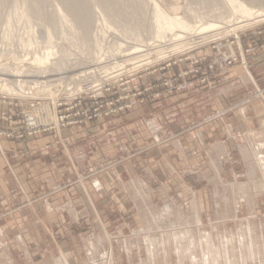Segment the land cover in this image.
Wrapping results in <instances>:
<instances>
[{
    "label": "rangeland",
    "instance_id": "rangeland-1",
    "mask_svg": "<svg viewBox=\"0 0 264 264\" xmlns=\"http://www.w3.org/2000/svg\"><path fill=\"white\" fill-rule=\"evenodd\" d=\"M153 1L162 9L167 16V21L169 20L171 23L175 19H181L188 26L196 22H216L224 28L215 32H222L223 35H221L219 40L203 44L202 46L189 47L190 45H188L183 53H179L172 58L160 60L155 56L154 62L143 64L140 67L131 63L121 66L122 62L133 61L137 56H140H126L138 48L139 39L145 42H153L158 35L157 31H163L159 28L161 18L159 17V19L156 13L154 14L157 11L154 8ZM239 3L244 5V8L254 11L264 9V0H0V70L6 69L5 65H15L18 61L24 64L26 71L21 74V80L25 82L27 92L24 97L12 98L0 94V98L19 99L24 103L25 107L37 102L45 104V107H47L48 102H56L57 98L67 99L71 94L79 92L83 81L92 80L93 77H96L94 72L92 73L91 71L96 69V67H102L105 68L103 74L109 78L107 79L106 77L107 82H110V85L114 86L110 95H107L108 104L120 106L128 97L133 98L134 95H141L140 99L144 100L143 103H139L130 110L106 117H117L116 120L122 125L121 127H110L112 129V133L110 134L112 142H107V150L106 146L94 148L91 155H95V157L91 158L88 170L80 171L79 176L55 192L60 194L62 191L65 192L72 187L88 183L94 175L103 176L107 174V177H111L118 170L128 171L135 175L139 171L144 170L145 168H143L141 163L135 162L136 156L142 157L146 155L149 153L147 151L153 147L172 140L173 135H170L166 128L161 136V141L159 138L156 140L148 126L145 125L146 129H144L143 125H139L137 118H133L131 121L128 120L130 122H123L125 121L124 118L118 116L135 111V109L144 106L151 100L159 101L158 99L162 97L166 98L185 93L194 87L215 89V86H219L220 83L231 76L234 68L238 65L247 68L248 60L246 55L251 53L253 49L252 51L244 49L243 53H238L235 50V45L248 37L255 39L256 37H262L264 35V16L257 17V13H253V16L248 19L244 18L241 13L235 16L234 7ZM151 5L153 6V11ZM231 17H235L234 22L221 24L220 18L230 19ZM243 20L245 22L237 24ZM234 27H238V29L234 31ZM185 35V39L189 37L188 34ZM235 37L237 38V43L233 45V50L239 56V61L235 65L225 68L216 67L215 69L206 68V63H201L197 68L191 65V59H201L204 56L208 57V61H212L213 58L210 56H216V48L214 47H219L220 44L225 45L227 41L234 42ZM121 43L126 45L122 48ZM247 51L250 52L247 53ZM187 58L189 59L186 61ZM102 61L105 62L100 64ZM94 62L98 63L96 64L98 66H93ZM168 63H171L172 66L165 67ZM75 75L78 78L71 80V77ZM0 77L3 79L5 75ZM204 77L208 78L209 81L207 83L200 82ZM40 80L47 82L46 84L50 88L43 95L40 94L39 97V94H37L38 90H35L32 85ZM125 82H130V87L125 89V91H119L118 85ZM167 82H173L177 86L187 82L191 87L185 91L169 93L167 88H165ZM31 92L34 93L32 94ZM261 95L262 93H259V96ZM24 105L22 109L25 108ZM8 108V104L0 105V115L4 112L8 113ZM22 109L18 108L17 114ZM193 110H188L185 123L182 127L188 126L187 129H193L195 128V124L207 121L206 119H209V117H218V113L214 107H208L202 113H198V110H195V108ZM113 120L115 121V119ZM102 121L85 122L83 125L87 123L100 124ZM0 123L7 122L0 119ZM180 125L181 123L178 124V128H180ZM128 126L129 128L126 131L125 127L127 128ZM13 127L18 128L9 131L0 130V138L23 141L27 137H34L25 134L23 125L15 124ZM67 128H73V126ZM8 132L14 133L15 136L16 134L18 136L23 134L24 137L10 138L7 136ZM51 132H43L35 136L41 137L51 134ZM61 140L58 138V143H61ZM124 145L128 146V151L124 150ZM236 157L238 159L237 152L225 163V181L220 179L209 181L214 184V186H211L206 180H201L194 175L193 178L187 180L188 185L202 193L201 199L204 206V215L203 213L201 214V226L199 225L200 228L202 227V230L198 226H195L194 230L192 229L194 233L196 232V243H191V245L189 243L186 247L187 249L181 251V254L185 256L179 254L181 258L182 256L185 258L184 262L186 261V264H206L207 262L204 258L205 254L202 251L203 244L196 245L200 237L197 230L209 232V234L212 233L211 237L213 236L211 238V246H209H213L214 248L210 253L208 252V264L264 263V191L252 186V177L247 172L248 170L250 171V164H245V168L243 163L237 162ZM143 159H147V157L144 156ZM65 165L63 162H57V166ZM254 165L257 168L255 171L256 180L264 182L260 166ZM176 166L182 167V165ZM155 168L159 175L164 177L160 178L159 182L155 183V186L161 188L165 185L172 194L173 192L178 194L183 190L178 180L174 181L165 177L167 168L164 160H159ZM46 169L49 168L45 167L37 170L39 177H41V172ZM232 174L238 177L236 178L235 176L233 179ZM125 182H129V179L125 180ZM238 182H240L239 184L246 183L249 191L253 192L254 190V193H252L253 196L250 203L247 204L244 201L242 209L241 207L238 208L237 212L234 211V207L236 204L237 206L240 204L236 203L235 194H238L241 189L239 186L236 189L228 188L230 185L225 184L237 183L238 185ZM122 187V184H115L110 188V193L114 194L107 195V197L104 196L107 198V210L101 212L102 216L85 215L79 221L72 220L67 212L63 213L64 217L62 216L61 218L58 215L55 217L51 216L49 219L51 228L48 231L42 228L33 239L27 237L25 247L20 246L16 242L19 231L11 228V223H14V217L21 218L20 215H22V217L29 218L26 223L31 224L33 219L31 220L29 215L34 213H29L28 215L26 211L33 205L37 207L39 205L43 208V203L49 199L48 197L52 193L45 191L44 188H37L33 192L34 197L26 203H19L21 205L17 209L21 211L18 213L9 209L8 206L0 205V225L5 231L4 237L10 243L11 251L10 253L1 250L0 255L5 257V259L7 258V262L12 264H64L68 260L63 257L61 258L62 255H68L70 258V262H68L71 264H179V251L176 249L174 242L169 244L170 247L167 245L169 247L167 250L158 246V249L156 246L155 249L153 248L154 246L145 244L147 242H142V239L144 238L145 240V237L138 236L139 234H144L145 231L148 232V229L151 230V222L148 218L153 215L155 218L159 217L161 219L159 220L161 224L159 227H153L151 232L149 231L151 235L149 236L152 239H165L166 242L173 240L172 236L174 235H172V232L173 234L180 232L185 227H181V222H177L179 220L175 216L179 212L175 208L181 210L185 216L193 218L195 216V201L192 199V209H189V207L186 208L183 204H176L170 201H166L162 208L161 200L156 203L160 207L158 209L152 206L148 195H144L145 202L142 201L143 203L140 207L143 219L142 226L137 229V225L135 224H138L139 215L134 205L129 206V209L126 211L119 210L117 205L115 206L116 209H109V203L118 204L117 201L122 192ZM179 195L175 196L180 199ZM225 198H230V202L224 201ZM176 201H182V199ZM145 204H148V206L146 207ZM167 205H173L175 208L171 209L170 213L164 211L165 213L163 214L162 209L165 210ZM257 205L259 206L258 210ZM150 207L155 210L152 212ZM218 207L219 211H216ZM38 212H40V209ZM218 212H220L222 218L218 217ZM37 214L43 215L42 213ZM125 224H129V227L124 228ZM7 225L10 226L7 227ZM167 225L170 226L168 227ZM176 227L179 228L177 229ZM157 228L161 231H158L159 229ZM240 234L244 236L240 237ZM107 236L111 237V241L108 238L106 239ZM98 238L102 240L101 244H99L100 248L94 254V251L90 253L88 245L97 244ZM149 239L151 240V238ZM149 239L148 242H150ZM125 240H128V252L123 248V241ZM213 241L216 242L214 243ZM228 241L229 243H226ZM111 246H113V253H111ZM149 247L151 253H149ZM217 249L222 252V258L219 260L215 258L216 253H213ZM253 252L254 262L251 261ZM235 253L236 255H234ZM151 254L154 255L155 260L149 259ZM190 255L192 257L196 256V261Z\"/></svg>",
    "mask_w": 264,
    "mask_h": 264
},
{
    "label": "crops",
    "instance_id": "crops-1",
    "mask_svg": "<svg viewBox=\"0 0 264 264\" xmlns=\"http://www.w3.org/2000/svg\"><path fill=\"white\" fill-rule=\"evenodd\" d=\"M244 49H253L246 55L247 68L241 65L235 67L227 80L220 83L219 86H215V89L210 87L213 91L194 87L185 93L162 97L158 99L159 101L151 100L135 111L118 116L124 118L123 122H130L131 119L137 118L139 125H143L144 129H146L145 125L148 126L156 140L159 138L161 141V136L166 128L170 135H173L172 140L153 147L147 151L149 153L146 155L136 156L135 162L141 163L145 169L135 175L122 170H118L111 177H107V174L94 175L88 183L72 187L60 194L55 192L79 176L80 171L88 170L91 158L95 157V155H91L94 148L106 146L107 150V142H112L110 127L122 126L116 120L117 117L106 118L100 124L87 123L58 132L54 131L41 137H27L23 141L0 138V205L8 206L9 209L18 213L21 211L17 209L21 205L19 203H26L34 197L33 192L37 188H44L45 191L52 193L48 197L49 199L43 203V208L33 205L26 211L28 215L34 213L29 215L31 220L33 219L31 224L26 223L29 218L22 217V215H20L21 218L14 217L11 228L19 231L16 242L25 247L27 237L35 238L36 233L42 228L48 231L51 228L49 222L51 216L58 215L61 218L64 217L63 213L67 212L75 221H79L85 215L102 216L101 212L107 210V198L105 197L114 194L110 193V188L115 184H122V192L117 201L118 204L109 203V209L114 210L117 205L119 210L126 211L129 206L134 205L139 215L138 224H135L137 229L142 226L140 207L145 202L144 195H148L152 206L158 209L160 207L156 203L161 200L162 208L166 201H170L192 209L193 199L195 201L194 213L199 212L201 216L204 211L202 193L188 185L189 178H193L194 175L214 186L209 181L226 180L224 166L234 153L237 152V162L243 163L244 166L245 164L257 165L258 158L264 159V35L256 37V39L248 37L235 45V50L238 53H243ZM259 93L262 95L259 96ZM208 107H214L218 117H209L206 119L207 121L195 124L193 129H187L188 126L182 127L188 110L194 111L195 108L198 113H202ZM179 123H181L180 128H178ZM17 128L7 123H0V130L9 131ZM128 128L129 126L125 127V130L127 131ZM127 137L129 138L128 135ZM58 138L62 139L61 143H58ZM256 147L259 149V156L256 155ZM242 148L250 150L249 159L243 155ZM124 150H129L127 145H124ZM144 156L147 159H143ZM159 160H164L166 164L167 174L165 177L179 181L183 190L178 194L182 201H176L180 200L175 196L178 194L176 192L172 194L165 185L161 188L155 186L160 178H164L155 168ZM57 162H63L66 165L57 166ZM176 165H182V167ZM45 167L49 169L41 172V177H39L37 170ZM251 169L252 167H250V171H247L249 174ZM232 175L234 179L236 175ZM127 179L129 182L126 183ZM225 185H230L228 186L230 188L233 184L226 183ZM214 190L212 191L214 192ZM240 199V196L236 198V203L240 205L236 204L234 211L238 212L240 207L242 209L244 200L240 201ZM145 206L147 207L148 204ZM170 206L172 209L175 208L173 205ZM150 208L152 212L155 210ZM258 208L257 205V210ZM39 209L40 212H38ZM175 210L181 213L185 219L192 218L185 216L181 210L176 208ZM216 211H219V207ZM9 226L7 225V227ZM123 227H129V224H125ZM104 234L107 235L105 232ZM4 236L5 231L0 225V251L5 250L11 253L10 243L5 240ZM145 236L139 234L138 237ZM107 238L110 240L111 237L107 236ZM101 241L98 238L97 244L88 245L90 253L94 251V254L100 248ZM123 242V248L128 252V240ZM111 248V253H113V246ZM126 255L128 254L126 253ZM62 257L70 260L68 255H62ZM128 258L130 259L129 256Z\"/></svg>",
    "mask_w": 264,
    "mask_h": 264
},
{
    "label": "bare ground",
    "instance_id": "bare-ground-1",
    "mask_svg": "<svg viewBox=\"0 0 264 264\" xmlns=\"http://www.w3.org/2000/svg\"><path fill=\"white\" fill-rule=\"evenodd\" d=\"M234 4L236 5V3L234 2ZM153 5H154V8L156 9L157 12H154V14L156 13L157 17L161 18V22L159 23V28H161L163 31H157L158 32V35L157 37L155 38V40L153 42H145V41H141L140 39L138 40V48L131 51L129 54H127L126 56L128 57H131L133 55H140V56H137L133 61H126V62H122L123 64H121V66H124L125 64L127 65V63H131L135 66H138L140 67L141 65L143 64H146V63H152L155 61V56L158 57L160 60L162 59H165V58H172L173 56L179 54V53H183L185 51V49H187L188 45H190L189 47H194V46H202L203 44H206V43H210V42H214L216 40H219L222 32H215V31H219L221 30L222 27L221 25H219L218 23L216 22H211V23H208V22H199V23H194V24H191L190 26H188V24L184 23L181 19H175L172 23L169 21H167V16L166 14L162 11V9L156 5L153 1ZM245 6L242 5V4H238L236 7H234V12H235V16H237L238 14H243V17L248 19L250 17L253 16V13H257V17L258 16H264V9H259V10H250L248 8H244ZM239 8V9H238ZM151 9L153 11V6L151 5ZM159 18V19H160ZM234 18L235 17H231L230 19H226V18H220V22L221 24H230L232 22H234ZM245 22V20L243 21H239L237 24H240V23H243ZM230 26V25H229ZM238 29V27H234L233 30L236 31ZM185 34H188L189 37L188 38H184L186 37ZM237 39V38H236ZM126 44H123L121 43V47L123 48V46H125ZM111 51V50H109ZM103 62L105 61H102L100 64H102ZM98 63H95L94 62V65L93 66H98L96 65ZM99 64V65H100ZM4 67V66H2ZM6 69L4 70H0V71H3V72H0V76H4L5 77L2 79L0 77V94H3L5 96H8V97H24L26 96L27 92H26V89H25V82L23 80H21V74H23L25 71H26V67L24 64L22 63H19V61L15 64V65H11V64H7L5 65ZM1 69V68H0ZM105 68H102V67H96V69L92 70L91 72L95 74L96 78L97 79H100V80H104L107 76L105 74H103L105 72L104 70ZM122 71V70H121ZM2 73V74H1ZM4 74V75H3ZM78 76H74V77H71V80H74V79H77ZM107 79H109L107 77ZM47 82L45 81H39L37 83H33V88L35 90H38L37 94H39L38 96L40 97V94H44V92L50 88L48 87V84H46ZM32 88V89H33ZM57 88V87H56ZM81 89V88H80ZM32 94L34 92H31ZM37 96V97H38ZM55 97V96H54ZM35 98V97H34ZM255 150V149H254ZM256 155L259 156V149H257L256 147ZM254 151V152H255ZM242 152H243V155L245 156L246 159H249L248 155H250V150L248 148H242ZM253 152V151H252ZM251 152V153H252ZM255 154V153H254ZM256 157V156H255ZM252 158V157H251ZM248 161V160H247ZM257 162V167L258 165L260 166V170L261 171H264V159H257L256 160ZM250 167H252L251 169V177H252V180H253V187L257 188V189H263L264 191V182L262 181H258L256 180V177H255V174H253L255 171H256V167L255 165H251ZM264 173V172H263ZM264 180V179H263ZM240 187V193H238L236 196V198H238L239 196L241 197V199H243L244 201H246L247 203H250L249 202V199L251 200V195L252 193H254V190L253 192L252 191H249V188L246 184H239V185H231L230 188L232 189H236ZM251 186V187H252ZM252 187V188H253ZM259 193V192H258ZM218 198V197H217ZM240 199V201H241ZM227 201V203H229L230 201V198H225L224 201ZM239 200V199H238ZM242 200V201H243ZM223 201V200H221ZM227 208V207H226ZM171 209L172 207L170 205H167L166 206V209L163 210V214L165 212L167 213H170L171 212ZM222 210V209H221ZM165 211V212H164ZM228 212V211H227ZM152 214V212H150ZM162 213V212H161ZM176 213V212H175ZM218 217L219 218H222V215L220 214V212H218ZM149 214V215H151ZM177 215L175 216V218L177 217V222H181L180 223V226L183 227L182 230H180V232H175L173 234L172 232V236L173 237V240H169L166 242L165 239H152V237H150L151 235L149 234V231L151 232L152 228L153 227H159V225L161 224V219L158 218H155L153 215L150 216V218H148L151 222V230L148 229V232L145 231L144 232V235L145 236V240H143L147 243L145 244H148L149 246H154L153 248H155V246L157 247H162L164 250H167L169 249V244L174 242V245L176 247V249L179 251L178 252V255H183L185 256L184 254H181V251L184 249H187L186 247L189 245H191V243L195 244L196 243V235L195 233L192 231V229L195 227V226H198L200 228L201 226V216L199 214V212H197L195 214V216L191 219H185L183 217V215L181 213H176ZM225 215V213H223ZM162 215V214H161ZM168 215V214H166ZM172 215V214H171ZM169 216V215H168ZM230 216V215H229ZM161 217V216H160ZM162 218V217H161ZM172 218V217H171ZM170 219V218H169ZM163 222V221H162ZM171 222H172V219H171ZM165 223V221H164ZM167 223V222H166ZM173 224V223H172ZM200 225V226H199ZM168 227L170 225H167ZM172 227V226H171ZM175 227V226H174ZM255 227V226H254ZM148 228V227H147ZM163 228V227H162ZM177 229L179 227H176ZM188 228V229H187ZM202 228V227H201ZM200 228V229H201ZM204 228V227H203ZM156 229V228H155ZM159 229V228H157ZM160 229H161V226H160ZM158 230V231H161V230ZM176 229V230H177ZM181 229V228H180ZM196 229V228H195ZM147 230V229H146ZM169 230V228H168ZM194 230V229H193ZM202 230V229H201ZM201 230H197L198 231V234L200 235L199 237V241L198 243L196 244L197 246L198 245H202L203 244V253L205 254L204 255V258L205 260L207 261L206 264H208L209 262V258H208V254L211 252V250H213V246L210 247L211 245V238H213V236L211 237V234H209V232H203ZM216 230V229H215ZM154 231V230H153ZM166 231V230H165ZM206 231V230H205ZM156 232V231H154ZM168 232V231H167ZM166 232V233H167ZM241 232V231H240ZM153 233V232H152ZM158 233V232H157ZM220 233V232H219ZM242 233V232H241ZM155 234V233H154ZM179 234H181V236H179ZM245 234V232H244ZM150 235V236H149ZM158 235V234H157ZM241 235V234H240ZM243 235V234H242ZM242 235L240 237H242ZM254 235V234H253ZM153 236V235H152ZM171 236V235H170ZM216 236V235H215ZM239 236V235H238ZM244 236V235H243ZM224 237V235H223ZM151 238V240L149 239ZM165 238V237H163ZM218 238V237H217ZM239 239V237H237ZM247 238V237H246ZM252 238V237H251ZM141 239V238H140ZM148 239L150 242H148ZM171 239V238H170ZM237 239V240H238ZM244 239V237H243ZM254 239V238H253ZM216 240V239H215ZM221 240V238H220ZM219 240V241H220ZM236 240V241H237ZM241 240V239H239ZM249 240V239H248ZM142 241V240H141ZM225 241V240H224ZM214 242V241H213ZM216 242V241H215ZM214 242V243H215ZM168 243V244H167ZM213 243V244H214ZM226 243H229L226 242ZM157 244V245H156ZM221 244V243H220ZM233 244V242H232ZM138 245V244H137ZM169 247H168V246ZM205 245V246H204ZM210 245V246H209ZM217 246V245H216ZM228 246V245H227ZM157 247V249H158ZM196 247V246H195ZM200 247V246H199ZM247 248V246H245ZM253 247V245H252ZM161 248V249H162ZM189 248V247H188ZM201 248V247H200ZM236 248V247H235ZM254 248V247H253ZM156 249V248H155ZM160 249V248H159ZM146 250H147V247H146ZM163 250V251H164ZM254 250V249H253ZM149 253H151V249L149 247ZM157 251V250H155ZM187 251V250H186ZM199 251V250H198ZM201 251V250H200ZM255 251V250H254ZM196 252V251H195ZM209 252V253H208ZM221 251H219V249H217V251L213 252V253H216V256L215 258L216 259H221L222 258V252L220 253ZM252 252V251H251ZM148 253V252H147ZM168 253V252H167ZM183 253V252H182ZM191 253V252H190ZM194 253V252H193ZM201 253V252H200ZM169 254V253H168ZM247 254V253H246ZM165 255V254H164ZM178 256L179 257V264H186V261L184 262L185 258L182 256ZM202 255V254H201ZM228 255V253H227ZM236 255V253L234 254ZM238 255V254H237ZM240 255V254H239ZM243 255V254H242ZM241 255V256H242ZM168 256V255H167ZM191 256V255H190ZM199 256V255H198ZM106 257V256H105ZM192 257V256H191ZM232 257V256H231ZM234 257V256H233ZM236 257V256H235ZM243 257V256H242ZM247 257V256H246ZM7 259V258H6ZM3 256L0 255V263L1 264H12V263H8ZM149 259H154L155 260V257L154 255H150ZM168 259V258H167ZM192 259L194 261H196L197 257H192ZM213 259V258H212ZM230 259V258H229ZM245 259V258H244ZM254 258V252L252 253V258H251V261H253ZM111 260V259H110ZM202 260V259H200ZM232 260V259H231ZM2 261V262H1ZM10 261V260H9ZM114 261V260H113ZM112 261V262H113ZM149 261V260H147ZM168 261V260H167ZM204 261V260H203ZM235 261V260H234ZM241 261V259H240ZM249 261V260H248ZM188 262V261H187ZM191 262V261H189ZM202 262V261H201ZM244 262V261H243ZM164 263V261H163ZM194 263V262H193ZM61 264V263H60ZM66 264H70V263H66ZM95 264V263H94ZM189 264V263H188ZM192 264V263H191ZM241 264V262H240ZM247 264H250V263H247ZM256 264V263H254ZM258 264V263H257ZM260 264H264V263H260Z\"/></svg>",
    "mask_w": 264,
    "mask_h": 264
},
{
    "label": "built area",
    "instance_id": "built-area-1",
    "mask_svg": "<svg viewBox=\"0 0 264 264\" xmlns=\"http://www.w3.org/2000/svg\"><path fill=\"white\" fill-rule=\"evenodd\" d=\"M237 43L236 37L234 42L227 41V44H220L216 48V56H210L212 61H208V57L204 56L201 59H191V65L197 68L201 63H206V68L215 69L216 67H230L238 63L239 56L234 52V44ZM252 51V49H250ZM250 51H247L249 53ZM204 52V51H203ZM202 52V53H203ZM204 55V53H203ZM189 58L186 59V61ZM182 62V60H181ZM245 63L244 61H242ZM177 64V63H175ZM172 66L171 63L166 64L165 67ZM196 72V71H195ZM100 80V79H99ZM97 80L93 77L92 80H85L81 84L79 92L71 94L67 99L57 98L56 102H48V106L39 102L32 103L25 107L19 99H9L6 97L0 98V105L8 104V113L4 112L0 115V119L11 124H19L24 126V132L27 136H35L43 132L59 131L62 128L70 126H80L85 122L96 121L101 122L110 115L119 114L132 109L144 100L140 96L134 95L133 98L128 99L120 106L107 103V95L113 90L114 86L107 82V79ZM208 78H203L200 82L207 83ZM122 85V86H121ZM119 84L118 90L125 91L130 87V82ZM191 85L184 82L181 85H174L173 82H167L165 88L169 93L181 92L190 89ZM26 108H23L22 107ZM21 108V112L17 114V109ZM18 116V118H16ZM8 137H24L23 134H16L8 132Z\"/></svg>",
    "mask_w": 264,
    "mask_h": 264
}]
</instances>
